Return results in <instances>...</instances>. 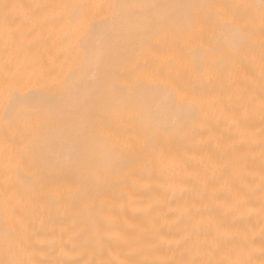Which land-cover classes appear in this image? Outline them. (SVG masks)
Masks as SVG:
<instances>
[{
  "label": "snow or ice",
  "instance_id": "snow-or-ice-1",
  "mask_svg": "<svg viewBox=\"0 0 264 264\" xmlns=\"http://www.w3.org/2000/svg\"><path fill=\"white\" fill-rule=\"evenodd\" d=\"M191 7L197 15L186 21L175 9ZM28 8V15L46 14V23L71 26L78 33L73 47L83 61L80 69L94 64L98 69L109 58L115 35H126L130 41L142 40L147 53H159L154 42L163 36L168 44L169 63L178 61L189 81L200 80L225 86L217 93L208 90L214 99L197 106L188 99L186 89L164 84L172 79L159 72L137 77L124 88L105 81L98 94L85 100L91 136L82 152L75 154L69 167L76 171L73 183L85 201V211L93 218L94 236L82 243L89 245L100 259L90 264H251L250 259L233 261L213 259H152L160 252L158 243L145 245L144 234L127 237L111 229L109 191L126 183L134 169L131 166L172 167L179 164L173 155L176 142L190 143L201 125V115L227 96L232 102L230 127L237 137L250 135L254 118L259 115V180L246 158L231 161L232 172L240 180L236 189L235 209L252 206L251 196L259 194L260 252L264 256V0H232L230 3L176 5L145 0H88L86 3H36L20 5L0 0V154L5 158L0 180V264H77L75 261L53 262L36 259L43 254L41 232L31 227L27 217L41 203H51L45 194L44 168L64 166L43 151L40 141L45 129L63 121L68 114L67 98L76 89L78 70L64 74L62 70L41 64L32 55V46L25 43L21 30L15 27L16 10ZM51 13V15H47ZM90 17H99L92 20ZM204 25L209 27L205 29ZM178 29V30H177ZM209 32L206 50H187V41ZM259 33V52L255 37ZM225 34L230 54L212 38ZM259 60V76L249 65ZM248 61V64L244 62ZM146 63L148 62L146 58ZM243 68L246 79L239 78ZM211 164V160L208 161ZM252 163L254 164V157ZM20 185H23L21 190ZM225 236L236 243V234L208 236L193 223L190 233L177 241L181 255L200 250L206 255L223 250ZM148 239H160L158 229ZM113 240L126 246L121 258L113 257ZM255 244V236L239 234L234 249L241 257ZM61 247L63 245L61 244ZM75 247V245H73Z\"/></svg>",
  "mask_w": 264,
  "mask_h": 264
},
{
  "label": "bare ground",
  "instance_id": "bare-ground-1",
  "mask_svg": "<svg viewBox=\"0 0 264 264\" xmlns=\"http://www.w3.org/2000/svg\"><path fill=\"white\" fill-rule=\"evenodd\" d=\"M20 5L36 3H86L88 0H8ZM124 2V0H121ZM145 2L170 3L176 5H194L204 3H230L232 0H145ZM256 3L259 0H255ZM28 8L16 10L15 27L20 28L26 44L32 46V55L41 64L48 65L68 74L79 69L76 89L67 98L68 114L66 118L45 129L40 141L41 148L53 161H60L61 167L44 168L42 175L46 180L45 194L53 198L51 203H41L37 210L27 217L31 227L41 232L44 241L40 247L43 254L35 258L53 262L56 260L75 261L77 264H90L100 259L89 245L82 243L86 237L94 236L93 218L85 211V201L77 192L78 185L73 183L76 171L67 166L75 154L83 151L87 139L91 136L88 121V108L84 101L91 100L98 94L105 81L116 88H124L137 77L159 72L163 76L172 74V79L162 83L186 89L189 100H195L197 106L209 104L214 97L208 90L219 93L225 86L219 81H189L181 64L169 63L168 44L163 36L154 42L161 49L159 53H147L142 48V40L130 41L126 35H115L109 58L98 69L94 64L80 69L81 61L73 47L78 33H71L67 23H46L45 15H28ZM185 21L197 15L198 9L181 7L174 10ZM47 15H51L48 13ZM98 20L99 17H90ZM207 29L209 26H202ZM178 30V29H177ZM209 32L202 37H193L187 41V50L200 48L206 50L209 44ZM259 33L256 48L259 52ZM226 53L230 54L228 37L220 34L212 38ZM146 58L148 62L146 63ZM248 64V61L244 62ZM249 67L259 76L258 56ZM247 73L241 68L239 78L243 81ZM233 102L223 97V102L208 109L201 115V125L194 140L190 143L177 141L173 155L179 162L172 167L131 166V175L125 184L112 188L106 196L110 208L111 229L123 236L131 237L147 230L144 234L145 245L158 243L160 252L152 259H213L226 262L239 258L250 259L251 264H264L260 252L259 194L251 196L252 206L235 209L236 189L240 187L239 178L232 172L231 161L244 157L252 164V171L259 180V129L257 114L250 135L237 137L235 129L230 127L233 116ZM3 130L0 129V137ZM254 157V164L252 163ZM211 160V164L208 161ZM5 158L0 154V180L3 179ZM21 190L23 185H20ZM199 223L200 230L209 237L221 234H239L255 236V244L243 257L234 250L236 243L225 236L223 250L218 254L206 255L203 251H189L182 256L177 250V241L189 235L193 223ZM2 227V222H0ZM158 229L160 239H148V233ZM61 244L63 247H61ZM75 245V247H73ZM113 257L121 258L125 245L120 240H113ZM3 254L0 253V259Z\"/></svg>",
  "mask_w": 264,
  "mask_h": 264
}]
</instances>
